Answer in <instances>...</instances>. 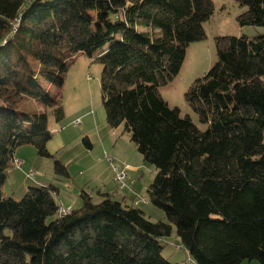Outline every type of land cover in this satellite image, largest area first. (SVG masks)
I'll use <instances>...</instances> for the list:
<instances>
[{
    "label": "trees",
    "instance_id": "16d2710c",
    "mask_svg": "<svg viewBox=\"0 0 264 264\" xmlns=\"http://www.w3.org/2000/svg\"><path fill=\"white\" fill-rule=\"evenodd\" d=\"M238 1V26L264 28V0ZM213 11L212 0H0V264H178L162 255L172 225L194 264H264V33L214 37L216 61L185 93L206 129L159 90ZM76 53L102 64L106 122L154 166L147 196L167 221L84 190L60 216L53 183L17 201L3 192L20 145L67 175L46 149L48 111L63 116Z\"/></svg>",
    "mask_w": 264,
    "mask_h": 264
},
{
    "label": "rangeland",
    "instance_id": "374dc122",
    "mask_svg": "<svg viewBox=\"0 0 264 264\" xmlns=\"http://www.w3.org/2000/svg\"><path fill=\"white\" fill-rule=\"evenodd\" d=\"M212 2L213 14L203 23L206 37L187 46L177 76L159 89L170 106L178 107L182 115L188 114L201 130L206 129V124L198 121L185 100V93L216 61L214 37L223 33L248 36L264 33L263 27L238 26L236 16L245 9L238 0ZM71 58L61 88L63 116L58 119L53 111H48V129L52 136L46 143L47 151L66 166L67 175L54 173L53 158L39 156L32 145H20L15 149V160H20L21 166L14 164L9 169L3 192L17 201L24 196L27 187L40 186L37 181L43 179L46 185L53 183L60 189L62 199L55 195L59 206L61 201H76L72 206L80 207L81 190L87 192L94 203L100 201V194L109 193L116 200L125 198L128 205L141 209L151 221H167L163 210L154 206L147 196V188L156 175L154 166L144 161L123 124L110 127L106 122L100 92L102 64L83 53H76ZM49 91L56 93L58 89L51 85ZM108 156L129 166L123 189L118 188ZM30 169L37 173L33 179L25 175ZM141 196L146 202L139 201ZM172 227L171 235L161 240L165 258L174 248L170 242L177 239Z\"/></svg>",
    "mask_w": 264,
    "mask_h": 264
},
{
    "label": "built area",
    "instance_id": "2783aa9c",
    "mask_svg": "<svg viewBox=\"0 0 264 264\" xmlns=\"http://www.w3.org/2000/svg\"><path fill=\"white\" fill-rule=\"evenodd\" d=\"M108 161L110 162L111 170L113 172L114 179H115V181L118 184V187L120 189H123L125 187V181L127 179L126 170L129 168V166L126 165V164H119V163L115 162V160L111 156H108ZM14 164L17 167H20L21 166V161L14 160ZM25 175H26V177L28 179H33L34 176L37 175V173L34 170L30 169L29 171H27L25 173ZM139 201L140 202H146V198L144 196H141ZM68 211H69L68 208L62 207L59 210V215L63 216L65 214H67ZM193 264H194V262H193Z\"/></svg>",
    "mask_w": 264,
    "mask_h": 264
},
{
    "label": "crops",
    "instance_id": "0c3cea01",
    "mask_svg": "<svg viewBox=\"0 0 264 264\" xmlns=\"http://www.w3.org/2000/svg\"><path fill=\"white\" fill-rule=\"evenodd\" d=\"M223 34H228V33H223ZM240 34V33H239ZM234 35V34H233ZM235 35H238V34H235ZM15 159H16V156H15ZM20 161V160H19ZM27 172V171H26ZM25 172V173H26ZM36 176V175H35ZM34 176V177H35ZM37 183L39 185H46V182L43 180V179H39L37 181ZM117 183V182H116ZM66 185V183H65ZM118 185V184H117ZM119 188V187H118ZM125 188V187H124ZM120 189V188H119ZM60 189L58 188V193H57V198H59L60 200L62 199L61 196H60ZM125 200V198H124ZM74 202L76 201H72L71 203H67L65 201H61L60 203V206L61 207H64V208H68L69 210L74 208L72 205L74 204ZM125 203H126V200H125ZM76 204V203H75ZM127 204V203H126ZM176 240L174 242H170V244H172L174 246V248H171V252L169 253V255H167L166 259L168 260H171L170 262L172 263H184V264H193V261L189 258L188 256V253L185 249L179 247L176 245ZM169 256V257H168ZM245 262H242L241 264H243ZM246 264H258L257 262H254V261H247Z\"/></svg>",
    "mask_w": 264,
    "mask_h": 264
}]
</instances>
